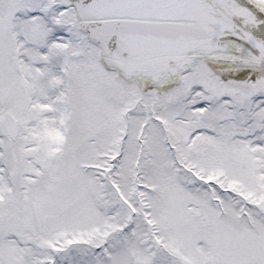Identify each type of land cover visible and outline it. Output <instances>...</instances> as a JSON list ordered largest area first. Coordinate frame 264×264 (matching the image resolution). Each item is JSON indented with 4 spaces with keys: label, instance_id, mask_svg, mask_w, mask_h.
<instances>
[{
    "label": "snow or ice",
    "instance_id": "1",
    "mask_svg": "<svg viewBox=\"0 0 264 264\" xmlns=\"http://www.w3.org/2000/svg\"><path fill=\"white\" fill-rule=\"evenodd\" d=\"M0 264H264V0H0Z\"/></svg>",
    "mask_w": 264,
    "mask_h": 264
}]
</instances>
